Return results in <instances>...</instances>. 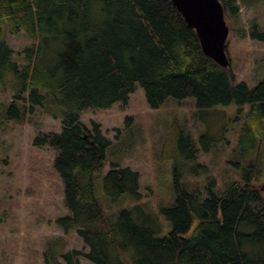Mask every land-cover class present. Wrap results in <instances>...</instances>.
Returning <instances> with one entry per match:
<instances>
[{
	"label": "trees",
	"instance_id": "trees-1",
	"mask_svg": "<svg viewBox=\"0 0 264 264\" xmlns=\"http://www.w3.org/2000/svg\"><path fill=\"white\" fill-rule=\"evenodd\" d=\"M221 1L238 15L240 0ZM21 32L31 42L19 63L8 37ZM251 36L264 41V30L256 25ZM0 83L13 89L9 119L36 108L61 117V132L42 133L36 143L58 150L54 165L70 213L57 223L76 230L88 248L63 253L66 264L80 257L94 264H264V189L257 183L264 79L252 87L236 81L231 67L203 52L172 0H0ZM136 83L153 108L188 97L200 109L236 107L241 128L226 165L237 178H215L196 161L198 150L212 147L207 132L198 140L188 135L173 156L175 198L158 209L143 202L137 170L119 163L106 170L111 141L81 114L127 102ZM201 172L205 178L192 180ZM163 223L170 230L159 236Z\"/></svg>",
	"mask_w": 264,
	"mask_h": 264
},
{
	"label": "rangeland",
	"instance_id": "rangeland-1",
	"mask_svg": "<svg viewBox=\"0 0 264 264\" xmlns=\"http://www.w3.org/2000/svg\"><path fill=\"white\" fill-rule=\"evenodd\" d=\"M258 1L240 0L237 16L225 12L230 27V67L236 81L251 87L264 79V41L251 36L256 25L264 30V0ZM8 39L15 59L22 63L21 51L30 39L23 32ZM12 98L11 84L0 83V264H66L63 253L88 248L76 230L66 232L57 223L59 217L70 213L63 179L54 165L58 150L36 143L42 133L61 132V117L36 108L21 120L9 119ZM240 114L236 107L200 109L194 97L170 98L153 108L141 84L136 83L127 102L88 108L81 119L91 131L99 124L102 134L111 141L106 148L105 169L119 163L137 170L143 202L158 209L175 198L173 156L184 151L188 135L198 140L207 132L212 147L208 152L198 150L196 161L207 165L211 176L220 179L232 174L237 178L226 164L237 143L242 119L236 116ZM262 159L264 162V146ZM191 177L200 180L206 174ZM257 183L264 184V168ZM117 206L105 202L109 212ZM163 224L164 232L159 236L170 230L167 223ZM78 264L94 263L80 257Z\"/></svg>",
	"mask_w": 264,
	"mask_h": 264
},
{
	"label": "water",
	"instance_id": "water-1",
	"mask_svg": "<svg viewBox=\"0 0 264 264\" xmlns=\"http://www.w3.org/2000/svg\"><path fill=\"white\" fill-rule=\"evenodd\" d=\"M190 27L195 29L203 52L223 67H230L226 8L221 0H172ZM264 189V184L262 185Z\"/></svg>",
	"mask_w": 264,
	"mask_h": 264
}]
</instances>
